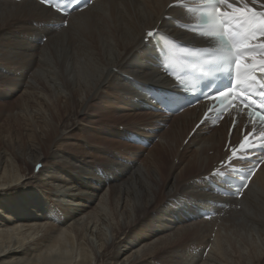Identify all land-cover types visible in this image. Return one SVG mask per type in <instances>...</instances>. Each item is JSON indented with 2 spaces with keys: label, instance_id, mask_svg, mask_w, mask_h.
Wrapping results in <instances>:
<instances>
[{
  "label": "bare ground",
  "instance_id": "bare-ground-1",
  "mask_svg": "<svg viewBox=\"0 0 264 264\" xmlns=\"http://www.w3.org/2000/svg\"><path fill=\"white\" fill-rule=\"evenodd\" d=\"M200 4L95 0L61 16L39 0H0V95L18 96L0 129V264H150L210 233L218 255L203 264H264V154L243 149L260 127L237 109L212 120L210 102L167 109L169 93L185 94L163 64L165 39L218 49L190 28L199 18L188 7ZM91 119L89 141L112 127L129 145L155 142L140 165L128 154L88 163L100 154L67 134ZM154 209L166 229L200 221L153 244V233L126 238Z\"/></svg>",
  "mask_w": 264,
  "mask_h": 264
},
{
  "label": "rangeland",
  "instance_id": "rangeland-1",
  "mask_svg": "<svg viewBox=\"0 0 264 264\" xmlns=\"http://www.w3.org/2000/svg\"><path fill=\"white\" fill-rule=\"evenodd\" d=\"M9 66L10 65H8L7 67H9ZM17 97H18L17 95H12V94H7V95L1 94L0 95V108H1L0 112H2V113H0V115H1L0 116V129L5 128L7 126V118L6 117L9 114V112L14 111L15 103L17 102ZM132 105H134V102L129 103L128 105H124V107L127 106L131 109ZM180 112H177V113H180ZM95 115H97V114H95ZM171 117H173V115H171ZM173 118H171V120ZM83 120H85L84 117H83ZM91 121H92V119L89 120L88 122L82 121L83 122L82 126H77L76 128L70 130L67 134L68 135L67 138H69V139H67L68 140L67 142L69 144H71V143H75L74 142L75 140H78L77 143L79 145H77L76 148H78L80 146V144H82L83 146L87 147V149H90L92 151L95 150V153L100 154L99 155V156H101L100 162L99 161L93 162V160L91 158H89L88 163H91V161H92L91 164H94V165L101 166L105 162L109 161V157L113 160V159H117V157H120V156L126 157L127 154H128L127 158L132 159L136 165H140L141 161L146 156V153L144 152V150L149 149L151 147L152 143L155 142V141L154 142L152 141V142H148L147 144H145L143 142L138 141L136 143H133V145H129L130 143L127 144L128 143L126 141L127 139L122 138L120 133L117 130H114L113 133L109 134L110 131L112 130V127L99 128L97 131H101V135L95 137V138H97V139H94L95 142H93V140L89 141V140H87L86 136H87V132H89L88 131L89 128L91 127ZM107 122H103V123L106 124ZM140 122L145 123V120H142ZM99 125L104 126V124H99ZM107 125H109V122ZM111 126H114V123L111 124ZM119 128L121 130L123 127L119 126ZM158 129L160 130V132L163 131L161 129L160 125H158ZM144 131H146V130H144ZM130 133H132V132H130ZM135 133L141 135V133L139 131H135ZM141 136H143V135H141ZM124 141H125V143H124ZM95 147H98V148H95ZM180 151H181V149H180ZM208 154L211 155V152H208ZM3 155H4V153H3ZM262 159H264V158L263 157L259 158L258 161L260 163L264 162V160H262ZM5 160H6V157L2 160L3 165L5 164L4 163ZM170 160H171V157H169V159L167 161L168 165L172 163V161H170ZM26 175H27L26 177L31 176V168H28ZM190 175H191V173L188 176H190ZM250 178H251V176H250ZM74 180H76V179L74 178ZM97 203H98V199H95V201L92 204H90V206H91L90 208H93L94 206H96ZM155 216H156V212L154 209L152 213L147 215V217L145 216V219L144 218L141 219V221L137 225L135 224V225H133L132 228H129L127 230L126 238L131 239L136 235L138 236L139 234L153 233V235L151 236V241H150V242H152L151 244H153V243H156L160 240L167 239L168 237L171 238L172 236H175V234L178 231L182 230L186 226L187 227L190 226V228L195 227V224L199 223V221H200V219H197V218L194 219V217H193V218H190L191 220L188 219V221H184L182 223L172 225L173 229L171 230V229H168V228L166 229L165 227H163L166 224L161 223L158 219H155L154 218ZM148 223H150V224H148ZM149 225H150V227H149ZM177 228H178V230H177ZM205 235H206V238L203 239L204 241L203 240L201 241V244L199 246H196L193 249L190 247H187V246L182 247L180 249H173V250L170 249L171 251L170 250L168 251V253H167L168 257H166L168 260L166 259L164 261H163V258L161 256L162 255V252H161V253H159V255L152 258V260H149V263L150 264H165V263L166 264H175L176 258H178L181 255V257L184 259V262H185V263L183 262V264H187V263L188 264H203L204 263L203 260L206 258L207 255H212V256L218 255L217 252L219 250V245H218V241H217L218 238L215 236V234L210 233V234H205ZM189 240H190V237H188V235H187V237L185 236L181 239V241L185 242L186 245L191 244V242ZM110 244H111V240L109 239L108 240V246H110ZM169 252H171V253H169ZM201 253H202V255H201ZM192 255L198 256V259H196V261H195L196 263L191 259ZM200 258H202V259L199 260Z\"/></svg>",
  "mask_w": 264,
  "mask_h": 264
},
{
  "label": "snow or ice",
  "instance_id": "snow-or-ice-1",
  "mask_svg": "<svg viewBox=\"0 0 264 264\" xmlns=\"http://www.w3.org/2000/svg\"><path fill=\"white\" fill-rule=\"evenodd\" d=\"M216 6L214 8V15L208 13L206 16L201 17V23H211L213 25L220 24L221 27L225 23L236 26V32L240 34V39H237L236 34H230L228 38L224 34H217L216 40L219 43V51L223 52L224 55L220 57L222 60H228V53L235 49L239 52L240 48H249V44L245 43L251 37H255L257 33H260L262 42L260 48L264 51V12H261L251 6H248L245 0H238V4L234 6L231 0H210ZM42 3L48 5L49 7L54 6V0H42ZM252 4H259L260 8H264V0H252ZM58 11H63V9H55ZM259 22V27L257 26ZM214 32H219V29H214ZM153 33L149 32L148 36L151 37ZM246 59H251L255 61L254 57H243L242 55H237L235 59V68L237 72H240L242 68L248 67L245 64ZM256 66L264 70V58L256 62ZM222 102V101H221ZM259 117L261 122H264V114L252 113ZM264 135V133H262ZM248 147H256L255 144H249ZM261 147H264L262 143ZM40 165L37 166V170ZM254 171V169L250 170ZM248 179V177H247ZM247 184H244L242 188H246ZM239 194V192H238Z\"/></svg>",
  "mask_w": 264,
  "mask_h": 264
}]
</instances>
